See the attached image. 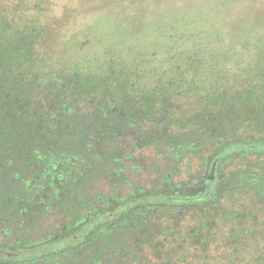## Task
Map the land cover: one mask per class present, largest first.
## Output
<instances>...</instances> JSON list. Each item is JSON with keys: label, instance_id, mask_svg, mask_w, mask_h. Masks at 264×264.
I'll return each mask as SVG.
<instances>
[{"label": "rangeland", "instance_id": "obj_1", "mask_svg": "<svg viewBox=\"0 0 264 264\" xmlns=\"http://www.w3.org/2000/svg\"><path fill=\"white\" fill-rule=\"evenodd\" d=\"M0 15L44 28L46 74L124 68L121 99L93 86L23 97L30 131L0 152L15 222L0 224V245L113 218L67 249L0 264H264V150L248 147L264 146V0H0ZM221 154L208 201L171 202L203 198Z\"/></svg>", "mask_w": 264, "mask_h": 264}, {"label": "trees", "instance_id": "obj_2", "mask_svg": "<svg viewBox=\"0 0 264 264\" xmlns=\"http://www.w3.org/2000/svg\"><path fill=\"white\" fill-rule=\"evenodd\" d=\"M12 21V18L0 15V152H7L11 147L18 148L26 140V132L30 131V125L25 122L26 111L24 112L23 107L22 111L18 110L23 97L27 100H41L42 95L47 101L52 97L61 100L68 93L76 96L82 86L89 93L90 86H93V92L112 89L116 91L117 99L122 98L124 68H119L117 60L108 62L104 69L105 74L80 75L76 71L71 75H65L61 71L46 74L41 67L44 58H39V54L35 55L38 49L35 46L39 44L37 34L40 30L41 35L44 28L35 24L29 30L28 26L22 28ZM44 78H47L46 82ZM112 83H115L114 88ZM35 115L36 118L42 116L40 109H37ZM215 191L216 188H213L210 196ZM208 200L194 199L187 203L201 205ZM103 219H96L95 224L104 222ZM106 219H109L108 216ZM88 227L86 225L84 233L88 232Z\"/></svg>", "mask_w": 264, "mask_h": 264}, {"label": "flooded vegetation", "instance_id": "obj_3", "mask_svg": "<svg viewBox=\"0 0 264 264\" xmlns=\"http://www.w3.org/2000/svg\"><path fill=\"white\" fill-rule=\"evenodd\" d=\"M250 151H260L264 150V146L260 145H251L248 146ZM247 147V148H248ZM246 148V149H247ZM224 157V154H221L219 157L217 156L212 163L211 171L209 175H206V178L203 179V189H205L207 194H204L202 197H197L195 195L192 196H184V197H170L171 202H180V203H187L194 199H203L208 200L212 197L210 196V193L213 188H216L217 182H218V172H219V165L221 164V161ZM30 202V201H29ZM14 215H10L6 213V210L3 209V207L0 206V224L8 227V224H15L13 221ZM108 218H113L112 214L108 215ZM106 219V218H105ZM30 224V223H29ZM25 226L26 221L24 222ZM95 221L93 220L88 224V232L95 228ZM86 227V226H85ZM81 230V232L74 233L72 236H69L67 238L61 239V240H52L49 243H45L42 246H33V247H26V248H19V249H11L8 247H5L4 245H0V263H18V262H26L33 259L40 258L45 255L53 254L57 251L67 249L73 244H78V242L82 239L83 236H85L84 229Z\"/></svg>", "mask_w": 264, "mask_h": 264}]
</instances>
